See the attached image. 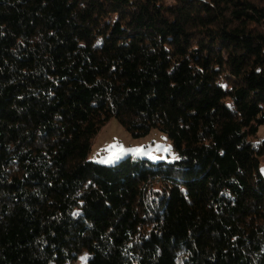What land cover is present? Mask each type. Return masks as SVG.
Returning <instances> with one entry per match:
<instances>
[{
	"label": "trees",
	"instance_id": "16d2710c",
	"mask_svg": "<svg viewBox=\"0 0 264 264\" xmlns=\"http://www.w3.org/2000/svg\"><path fill=\"white\" fill-rule=\"evenodd\" d=\"M262 126L264 0H0V264H264Z\"/></svg>",
	"mask_w": 264,
	"mask_h": 264
},
{
	"label": "rangeland",
	"instance_id": "374dc122",
	"mask_svg": "<svg viewBox=\"0 0 264 264\" xmlns=\"http://www.w3.org/2000/svg\"><path fill=\"white\" fill-rule=\"evenodd\" d=\"M264 140V126L259 130L256 142ZM115 145L114 148L109 146ZM139 150V151H138ZM135 155L138 159H147L153 163L174 162L178 155L173 150L168 136L152 129L146 136L134 138L116 119H111L92 139L89 160L101 165H116L121 160ZM264 175V161L260 165ZM87 256L79 258L78 264H86Z\"/></svg>",
	"mask_w": 264,
	"mask_h": 264
},
{
	"label": "snow or ice",
	"instance_id": "6c2138e0",
	"mask_svg": "<svg viewBox=\"0 0 264 264\" xmlns=\"http://www.w3.org/2000/svg\"><path fill=\"white\" fill-rule=\"evenodd\" d=\"M115 147V145H112V146H109V148L111 149V148H114ZM139 151V150H138Z\"/></svg>",
	"mask_w": 264,
	"mask_h": 264
}]
</instances>
